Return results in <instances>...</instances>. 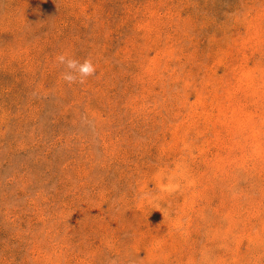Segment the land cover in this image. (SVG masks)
Wrapping results in <instances>:
<instances>
[{"label":"rangeland","instance_id":"1","mask_svg":"<svg viewBox=\"0 0 264 264\" xmlns=\"http://www.w3.org/2000/svg\"><path fill=\"white\" fill-rule=\"evenodd\" d=\"M0 264H264V0H0Z\"/></svg>","mask_w":264,"mask_h":264},{"label":"clouds","instance_id":"2","mask_svg":"<svg viewBox=\"0 0 264 264\" xmlns=\"http://www.w3.org/2000/svg\"><path fill=\"white\" fill-rule=\"evenodd\" d=\"M55 60L58 65L63 66L64 71L61 74V78L69 86L76 83L83 84L88 78L96 74L97 69L91 59H85L81 63L67 54H60Z\"/></svg>","mask_w":264,"mask_h":264}]
</instances>
